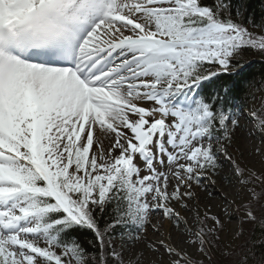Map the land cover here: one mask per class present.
<instances>
[{"label":"snow or ice","instance_id":"obj_1","mask_svg":"<svg viewBox=\"0 0 264 264\" xmlns=\"http://www.w3.org/2000/svg\"><path fill=\"white\" fill-rule=\"evenodd\" d=\"M249 7L0 0V264H264ZM249 126L260 171L230 151ZM220 170L230 238L198 195Z\"/></svg>","mask_w":264,"mask_h":264},{"label":"rangeland","instance_id":"obj_2","mask_svg":"<svg viewBox=\"0 0 264 264\" xmlns=\"http://www.w3.org/2000/svg\"><path fill=\"white\" fill-rule=\"evenodd\" d=\"M250 31L259 33L258 28L250 27ZM245 106H246V109H260L264 107V84L262 85V87H260L256 91L252 100L247 102ZM241 138L245 141L244 143H241L240 141ZM259 146L260 145L258 144V140L251 138L250 126H249L248 128L236 130L233 136V142H232L230 151L234 154V158L241 162L242 166H246L248 168H254L257 171H260L261 170L260 157L255 154V149ZM213 179H215L216 182L221 183V181L219 180L220 178L218 174L215 177H213ZM210 190L214 191V189H210ZM198 195L200 197L201 211H203L205 206L210 207L211 211L217 214L222 220V222H224L225 231L230 238L232 232L237 230L239 227L238 223L235 220L236 214L232 212L231 209H229V212L233 216V219L230 221L228 220L227 216H225L224 212L222 211L221 209L222 206L218 205V204H221L218 202L220 200H218L214 196H209L207 193L203 191H199V190H198ZM236 242L239 243L240 241H236Z\"/></svg>","mask_w":264,"mask_h":264},{"label":"trees","instance_id":"obj_3","mask_svg":"<svg viewBox=\"0 0 264 264\" xmlns=\"http://www.w3.org/2000/svg\"><path fill=\"white\" fill-rule=\"evenodd\" d=\"M248 3L250 5L249 13L255 17L256 23L260 24L261 21L264 20V0H248ZM242 61L244 62L245 75H248L257 84L264 81V56L245 53L242 57ZM205 84H207V82H205ZM262 85L260 87H262ZM207 90L211 91L212 86H209ZM257 90L258 89H253L250 91L249 98L245 101V104L252 100ZM254 239L257 241L261 239L259 232L255 234ZM261 250L260 246L257 245V252Z\"/></svg>","mask_w":264,"mask_h":264},{"label":"bare ground","instance_id":"obj_4","mask_svg":"<svg viewBox=\"0 0 264 264\" xmlns=\"http://www.w3.org/2000/svg\"><path fill=\"white\" fill-rule=\"evenodd\" d=\"M241 143H244L245 141L241 138L240 139ZM244 146V144H243ZM229 174L225 171V170H221L218 172V176H219V180L221 181V183H218L216 182L213 189L216 193H218V196H215L218 200L219 203L221 204H218L221 207L222 211H223V208L225 207L224 203H223V199L226 198L228 200H230V198H232L233 196V193H234V189L232 187H230L226 182H224L222 180L223 177H226L228 176ZM202 194V193H200Z\"/></svg>","mask_w":264,"mask_h":264}]
</instances>
